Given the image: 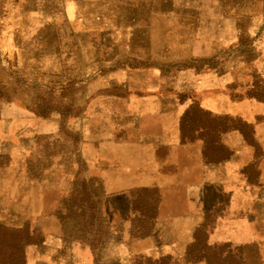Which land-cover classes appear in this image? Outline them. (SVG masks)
<instances>
[{
    "label": "rangeland",
    "instance_id": "rangeland-1",
    "mask_svg": "<svg viewBox=\"0 0 264 264\" xmlns=\"http://www.w3.org/2000/svg\"><path fill=\"white\" fill-rule=\"evenodd\" d=\"M119 17L136 22L143 48L103 46ZM135 98L174 100L164 110L199 150L201 135L223 129L212 143L231 155L212 170L200 166L212 184L191 237L197 248L185 259L175 250L168 264H208L194 261L210 248L264 264V0H0V175H11L0 226L37 236L21 260L8 249L0 264L114 263L106 241L124 235L85 152L124 140L129 112L117 100ZM93 202L96 214L85 211ZM116 258L158 264L130 252Z\"/></svg>",
    "mask_w": 264,
    "mask_h": 264
},
{
    "label": "crops",
    "instance_id": "crops-1",
    "mask_svg": "<svg viewBox=\"0 0 264 264\" xmlns=\"http://www.w3.org/2000/svg\"><path fill=\"white\" fill-rule=\"evenodd\" d=\"M112 25L103 37L106 49L116 42L125 43L134 52L143 48V37L140 28L135 27L136 22L119 17ZM126 45L119 46V52L126 50ZM117 101L124 113L129 112L123 117L124 140L116 147L101 150L88 146L85 152V160L100 174L102 204L104 202L109 219L113 225L121 226L120 234L124 235L122 241H106L107 261L116 264V257L130 252L145 255L158 264H168L176 257L175 250L177 256L180 253L185 259L191 248L192 234L199 231L196 229L200 228L198 221H203L209 205L205 186L212 183L206 181L205 176L199 177L198 171L200 166L203 170H212L223 161L209 162L204 149L185 144L181 127L176 129L174 117L170 118L164 110L174 100ZM156 103L157 107L153 108ZM130 105L131 111H127ZM31 119L26 117V120ZM219 179H212L218 192L217 184L222 183ZM193 186H203L202 191ZM140 220L146 225L137 226L135 222ZM134 234L139 236L136 238ZM44 249L57 250L50 244ZM45 262L40 263L51 264Z\"/></svg>",
    "mask_w": 264,
    "mask_h": 264
},
{
    "label": "trees",
    "instance_id": "trees-1",
    "mask_svg": "<svg viewBox=\"0 0 264 264\" xmlns=\"http://www.w3.org/2000/svg\"><path fill=\"white\" fill-rule=\"evenodd\" d=\"M46 115V109L43 111V107H40V111H38V114L40 115ZM218 119H215V122ZM227 129H225L226 131ZM222 131H224L222 129ZM215 128H210L208 130V133L206 134V137L203 135L200 136L204 142V148H205V157L209 159V161H223L228 159L231 155L228 154V152H225L224 150L218 149L213 143H212V137L214 135H217L219 132ZM184 136H188L190 131H188L187 127L185 126L184 130ZM191 134V133H190ZM196 136V137H195ZM192 142H194L197 138V135L193 133V136H191ZM249 137V135H248ZM251 144H255L254 141H250ZM78 204L83 205V202H78ZM98 209L97 202H93L88 204L87 208H85V211H89V213L92 211L94 214H96V210ZM37 242V236L36 233L30 231L28 228L23 229H12V228H6L0 226V258L5 257L7 250L10 249V257L14 258L15 256H19V260H21V256L23 257L25 250L27 246L32 245ZM197 248V245H194V247H191L189 250L188 257L191 255H194L193 248ZM216 249V248H214ZM206 260L208 264H238L232 256L228 255L223 257V252L215 251L212 248L206 251L205 254H203L201 257H199L197 261ZM10 261H14V259H10Z\"/></svg>",
    "mask_w": 264,
    "mask_h": 264
},
{
    "label": "bare ground",
    "instance_id": "bare-ground-1",
    "mask_svg": "<svg viewBox=\"0 0 264 264\" xmlns=\"http://www.w3.org/2000/svg\"><path fill=\"white\" fill-rule=\"evenodd\" d=\"M10 176V173L8 175L6 173L0 175V195H10Z\"/></svg>",
    "mask_w": 264,
    "mask_h": 264
}]
</instances>
